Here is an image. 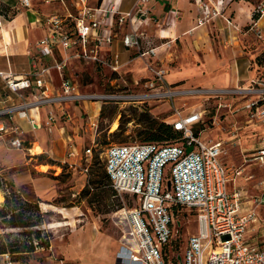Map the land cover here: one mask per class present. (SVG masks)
Wrapping results in <instances>:
<instances>
[{"label":"built area","instance_id":"2783aa9c","mask_svg":"<svg viewBox=\"0 0 264 264\" xmlns=\"http://www.w3.org/2000/svg\"><path fill=\"white\" fill-rule=\"evenodd\" d=\"M120 1H108L101 8L103 15L100 19L93 18L89 0H75L78 14L73 17L72 23L63 15L46 16L43 22L48 34L37 42V54L40 58L54 57V63H44L42 66L34 64L33 70L22 76L0 71V78L11 92L7 95L8 99H0V142L7 147L23 150L24 128L20 120L26 119L35 127L37 120L31 115V110L50 104L64 105L98 98H116L131 103L169 102L173 111L165 121L182 133L183 143H112L99 152L112 187L118 194L130 195L135 201L133 206H127L124 202L123 208L115 212L123 224L128 223L122 232L115 263L264 264V241L261 245L251 244L248 238L250 230H256L261 223L264 225V217L258 211L264 205V193L248 195L243 187L232 191L228 189L229 183L243 173V168L224 163V141L203 140L200 137L203 130L196 133L197 126L204 120L201 109L188 107L184 110L176 102V99L208 95L219 100V108L233 109L235 105L224 101V98L242 95L246 101L235 110L243 109L251 120L264 123L263 79H252L247 87L184 88L168 82L166 69L150 66L154 76L143 84L139 92L81 93L75 83L64 78L59 94L47 93L46 73L50 67H54L63 74L71 56L120 71L122 65L118 53L101 54V49L112 42L113 34H101L100 27L112 25L114 20L120 25L130 26L123 36V42L136 51L137 57L149 60L157 55L158 46L140 30L141 24L150 17V0H135L132 8L126 12L119 10ZM233 1L193 0L197 9L196 26L208 25L219 18L228 24H235L233 14L225 13L226 6ZM238 1L250 6L252 21L249 29L262 37L257 22L264 17V0ZM22 2L27 7L31 5L30 0ZM255 14L259 16L258 19L254 17ZM2 21L3 17L0 16V25ZM156 23L161 24L157 20ZM164 34L162 31L161 37ZM57 48L71 51L73 55L66 54L59 60L55 56ZM47 118L48 125L55 121L54 110L47 112ZM74 153L71 151L69 155ZM93 157V147H87L78 161L69 163L70 168H79L84 174L86 185L90 184ZM253 158L264 163V142ZM247 178L250 179V176ZM0 191L3 194L9 192L1 173ZM179 207L196 214L198 226L195 232L188 235L184 246L175 250L173 242L178 239L184 225L175 211ZM2 256L4 264H14L10 253Z\"/></svg>","mask_w":264,"mask_h":264},{"label":"rangeland","instance_id":"374dc122","mask_svg":"<svg viewBox=\"0 0 264 264\" xmlns=\"http://www.w3.org/2000/svg\"><path fill=\"white\" fill-rule=\"evenodd\" d=\"M76 13L75 10L73 17ZM73 17H69L71 23L74 21ZM259 24L264 35V17L260 19ZM243 28L249 29L245 25ZM251 37L259 40L253 46L259 51L258 55L252 59L253 77L262 79L264 78V61H259L258 58L264 51V46H261L264 36L259 37L256 32L251 31L248 35H244L243 39L254 40ZM66 54L73 55L71 51H68L63 55L59 54L58 59L61 60ZM120 61H123V58H120ZM132 61L127 64V67L116 72L108 65L71 56L63 70L66 74L65 78L72 80L81 93H134L139 92L144 83L152 80L154 73L150 66L155 68L159 66L152 63L153 57L149 60L138 57L136 61ZM166 78L169 79L168 74ZM171 84L175 86L181 82ZM181 86L190 88L182 84ZM8 93L11 92L8 90ZM241 96H236L237 103L233 109L219 108V100L208 95L176 99L179 108L185 110L189 107L203 111L204 120L200 124L204 127L203 136L207 140L224 141L223 157L227 163L235 166L245 163V158L247 162L253 161L252 154L257 152L262 144L258 140L259 136L264 134V123L258 120H255V123L247 122V119H251L243 109L234 110L236 105L241 104L238 101V99L242 100ZM232 98L227 96L224 101L232 100ZM95 101L102 104L100 114L93 118L90 117V113L78 109L74 111L75 114L73 113V120L67 124L68 135L82 136L83 144L93 147L94 153L100 152L112 143L145 141L147 136L145 131L149 128L151 121H164L173 111L169 102L166 101L131 103L116 98H98ZM79 102L85 101H76V104L79 105ZM115 123L116 127H114ZM71 124L77 128V131L71 128ZM93 141L99 147H95ZM57 146L60 150L64 149L62 138L57 142ZM243 148H246L245 155ZM31 151L37 153L41 151V148L36 145ZM47 162L53 165L42 166ZM248 170V167L243 169V174L238 181L241 182L244 176H250L245 183V188L251 194L259 193L264 186V167L254 164ZM0 171L9 183H14V188L24 197L31 200L39 199L40 208L44 213V222L41 225L42 237L43 240L50 238V245L37 248L30 255L27 264H116L114 261L116 252L120 246L123 229L128 223L123 224L117 218L114 209L118 201L128 203V199L132 198L130 195L127 197L125 194L116 193L109 181L105 180V186L102 189L83 196L81 191L86 184L85 177L80 173L79 168L77 170L69 168L68 164L60 160H49L43 157H38V160L31 159L27 151L7 147L2 142H0ZM134 204L133 199L127 206ZM181 212H185L186 215L184 217L179 215L184 222L177 239L182 248L188 235L196 231L198 222L196 214L189 213L186 209ZM23 230L7 226L4 218L0 216V243L14 242L17 238L23 240L25 238L22 234ZM7 235L9 237H6Z\"/></svg>","mask_w":264,"mask_h":264},{"label":"crops","instance_id":"0c3cea01","mask_svg":"<svg viewBox=\"0 0 264 264\" xmlns=\"http://www.w3.org/2000/svg\"><path fill=\"white\" fill-rule=\"evenodd\" d=\"M108 1L110 0H89L88 4L93 10V18L100 19L102 17L101 8ZM30 2L31 5L27 7L22 0H0L2 10L0 16L3 17L0 25V71L12 72L14 75L22 76L33 70L34 64L38 66H42L44 63L53 64L54 57L40 58L37 54V42L48 34L43 20L51 14L63 15L66 18L73 17L75 10L77 12L75 16L78 14L75 0H30ZM134 3L135 0H121L119 10L126 12L132 8ZM149 7L151 8L150 17L141 24L140 30L154 41V45L158 46L157 55L153 57L154 61L152 63L167 70L169 83L181 82L183 86H189L190 88L195 86L235 88L247 87L250 80L254 79L251 69L252 59L258 55L259 51L253 46L259 40L252 37L254 40L243 39L244 35L246 36L253 31L250 29L244 30L243 28L244 25L252 21L251 9L247 3L235 0L226 6L225 13L233 14L235 24H228L223 18H219L205 26H196L197 9L193 0H150ZM174 10H177V12L173 13ZM260 19L257 22L258 27ZM156 20L161 24H157ZM168 22L169 24H167ZM162 28L165 30H162ZM129 29L128 24L120 25L114 20L112 25H102L99 30L101 34H113L112 42L101 49V54L118 53L120 58H123V61H120L122 65L120 69L127 67L129 62L136 61L138 58L136 51L123 42V36ZM162 31L165 34L161 37ZM261 46H264V42H261ZM58 53L63 55L66 51L57 48L55 51L57 59L59 57ZM65 76L64 70L62 74L57 68L50 67L45 76L47 93L50 95L59 94ZM181 84H175V86L182 87ZM8 94V88L0 78V99H8ZM236 98L233 97L232 100L229 99L227 102L235 105L237 103ZM240 98L242 100L238 99V101L241 104L236 105L237 107H240L246 101L245 96ZM50 109L54 110L56 119L48 125L47 112ZM78 109L79 111L83 109L85 112L90 113V117L94 118V116L100 114L102 104L91 100L79 102V105L76 102L64 105L56 103L42 106L37 110H31V115L36 118L37 124L40 126L36 124L35 127H32L28 120H20L24 128L23 136L25 139V148L22 151H27L31 159L38 160V157H43L49 160H60L68 166L70 162L78 161L88 146L83 144L82 136L74 135V137L76 136L74 138L68 135L69 128L67 127V124H70V121L73 120L74 111ZM64 111H66V114H63ZM254 121L247 119V122L255 123ZM247 127L248 129L251 128L249 125ZM71 128L77 131V128L72 124ZM200 137L207 140L203 136V131L200 132ZM259 137V142L263 143L264 134ZM60 138L64 143L63 150H60L57 146ZM36 145L41 148V151L32 153L31 150ZM245 149H242L244 155ZM71 151H75V153L69 155ZM255 154L256 152L252 155ZM253 156L251 158L252 162H247V158H245V163L239 166L227 163L224 157L223 161L227 166L235 168L245 169L248 167L250 170L254 164L264 167V163L255 160ZM44 165L51 166L53 164L47 162L42 164V166ZM241 175H237L229 183L228 189L230 191L243 187L248 195L264 193V186L259 193H249L248 189L245 188V183L249 178L244 176L243 180L239 182L238 179ZM3 200L0 205H2ZM258 211L261 217H264V205H261ZM248 238L251 244L261 245L264 241V225L261 223L256 230H250ZM0 261L1 264H4L2 255H0Z\"/></svg>","mask_w":264,"mask_h":264},{"label":"trees","instance_id":"16d2710c","mask_svg":"<svg viewBox=\"0 0 264 264\" xmlns=\"http://www.w3.org/2000/svg\"><path fill=\"white\" fill-rule=\"evenodd\" d=\"M0 11H2L1 7ZM254 17L258 19L259 16L255 14ZM245 27H249V24L245 25ZM258 60L264 61V51L261 56H259ZM148 118L150 119V116H148ZM203 129L204 127L200 125L195 131L199 133V131ZM145 133L147 136L145 141L142 142H153L159 145L183 143L182 133L175 130L172 124L165 120H152ZM90 174V184L85 185L81 191L83 196L92 194L95 190L102 189L105 186V180L109 181L111 185L110 176L106 171L104 162L100 159L99 152L94 153ZM2 177L4 178V175H2ZM4 181L9 187V192L4 194L5 199L0 207V216L4 218L7 226L24 229L22 234L25 235V238H23V240L17 238L14 242H1L0 255L8 252L14 264H27L30 255L34 253L37 248L48 247L50 245V238L43 240L42 237L43 230L41 225L44 222V213L40 208L39 199L31 200L24 197L21 192L14 188V183H9L5 178ZM116 193L118 192L116 191ZM126 196L128 197L129 195ZM131 203L132 198L128 199L127 204ZM116 205L117 207L114 209L115 212L123 208L124 201H118ZM183 209L184 208L179 207L175 211L179 215H184L185 212H181ZM1 237L5 238V236ZM6 237H9V235ZM172 247L175 250H179L180 245L178 240L173 242Z\"/></svg>","mask_w":264,"mask_h":264},{"label":"bare ground","instance_id":"6f19581e","mask_svg":"<svg viewBox=\"0 0 264 264\" xmlns=\"http://www.w3.org/2000/svg\"><path fill=\"white\" fill-rule=\"evenodd\" d=\"M116 126H117V124L115 123V124H114V127H116ZM3 199H4V196H3L2 192L0 191V202H1Z\"/></svg>","mask_w":264,"mask_h":264},{"label":"water","instance_id":"95a60500","mask_svg":"<svg viewBox=\"0 0 264 264\" xmlns=\"http://www.w3.org/2000/svg\"><path fill=\"white\" fill-rule=\"evenodd\" d=\"M170 184V183H169Z\"/></svg>","mask_w":264,"mask_h":264}]
</instances>
